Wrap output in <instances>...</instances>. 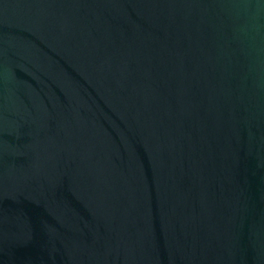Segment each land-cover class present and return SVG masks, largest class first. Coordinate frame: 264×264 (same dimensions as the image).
Segmentation results:
<instances>
[{
  "label": "water",
  "instance_id": "1",
  "mask_svg": "<svg viewBox=\"0 0 264 264\" xmlns=\"http://www.w3.org/2000/svg\"><path fill=\"white\" fill-rule=\"evenodd\" d=\"M0 264H264V0H0Z\"/></svg>",
  "mask_w": 264,
  "mask_h": 264
}]
</instances>
